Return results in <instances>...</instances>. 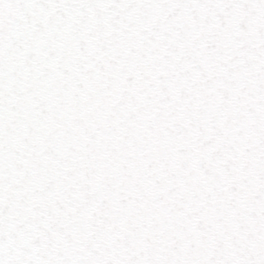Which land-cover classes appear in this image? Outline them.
Here are the masks:
<instances>
[{"label": "snow or ice", "instance_id": "1", "mask_svg": "<svg viewBox=\"0 0 264 264\" xmlns=\"http://www.w3.org/2000/svg\"><path fill=\"white\" fill-rule=\"evenodd\" d=\"M0 264H264V0H0Z\"/></svg>", "mask_w": 264, "mask_h": 264}]
</instances>
